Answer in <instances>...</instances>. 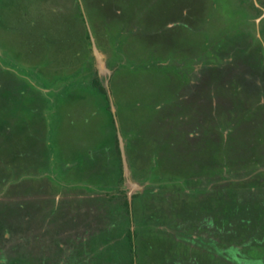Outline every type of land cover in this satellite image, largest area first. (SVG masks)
Returning a JSON list of instances; mask_svg holds the SVG:
<instances>
[{"label":"rangeland","instance_id":"rangeland-1","mask_svg":"<svg viewBox=\"0 0 264 264\" xmlns=\"http://www.w3.org/2000/svg\"><path fill=\"white\" fill-rule=\"evenodd\" d=\"M0 264H264V0H0Z\"/></svg>","mask_w":264,"mask_h":264},{"label":"trees","instance_id":"trees-1","mask_svg":"<svg viewBox=\"0 0 264 264\" xmlns=\"http://www.w3.org/2000/svg\"><path fill=\"white\" fill-rule=\"evenodd\" d=\"M94 85L101 90V93L103 95H105V96L107 95V90L104 88V86H102L98 76H96V78L94 79ZM114 139H115L114 140L115 141L114 144L116 146L115 150H116V153H117V156H118V158H117L118 161L116 163V166L113 168V171H114L115 176L119 178V183H123L125 181V179H124V176H123L124 173L123 174L121 173L122 170H123V164H122V161H121V158H120L121 157V152H120V148H119V144H118L119 138H118V134L117 133L114 135ZM110 148L112 149V147H110Z\"/></svg>","mask_w":264,"mask_h":264},{"label":"water","instance_id":"water-1","mask_svg":"<svg viewBox=\"0 0 264 264\" xmlns=\"http://www.w3.org/2000/svg\"><path fill=\"white\" fill-rule=\"evenodd\" d=\"M118 138H119V148H120V152H121V156H122V160H123L124 178H125L126 182H128L129 184H132L131 181L129 180V174L130 173H129V170L127 168L125 144H124L123 138L120 134H118Z\"/></svg>","mask_w":264,"mask_h":264},{"label":"clouds","instance_id":"clouds-1","mask_svg":"<svg viewBox=\"0 0 264 264\" xmlns=\"http://www.w3.org/2000/svg\"><path fill=\"white\" fill-rule=\"evenodd\" d=\"M125 179V178H124ZM132 202V201H131Z\"/></svg>","mask_w":264,"mask_h":264}]
</instances>
